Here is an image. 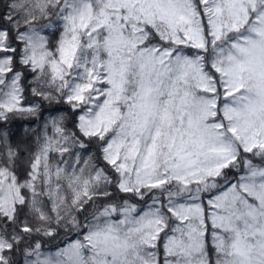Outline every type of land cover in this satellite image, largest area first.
I'll list each match as a JSON object with an SVG mask.
<instances>
[{"label":"snow or ice","instance_id":"1","mask_svg":"<svg viewBox=\"0 0 264 264\" xmlns=\"http://www.w3.org/2000/svg\"><path fill=\"white\" fill-rule=\"evenodd\" d=\"M0 264H264V0H0Z\"/></svg>","mask_w":264,"mask_h":264}]
</instances>
